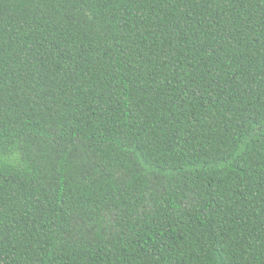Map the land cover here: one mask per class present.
<instances>
[{"label":"trees","instance_id":"trees-1","mask_svg":"<svg viewBox=\"0 0 264 264\" xmlns=\"http://www.w3.org/2000/svg\"><path fill=\"white\" fill-rule=\"evenodd\" d=\"M0 264H264V0H0Z\"/></svg>","mask_w":264,"mask_h":264}]
</instances>
